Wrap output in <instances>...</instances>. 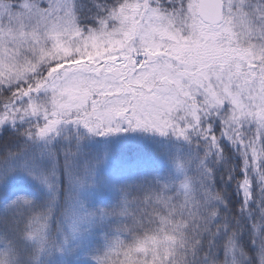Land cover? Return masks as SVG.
Instances as JSON below:
<instances>
[{
	"label": "snow or ice",
	"instance_id": "snow-or-ice-1",
	"mask_svg": "<svg viewBox=\"0 0 264 264\" xmlns=\"http://www.w3.org/2000/svg\"><path fill=\"white\" fill-rule=\"evenodd\" d=\"M0 208V264H264V0H0Z\"/></svg>",
	"mask_w": 264,
	"mask_h": 264
},
{
	"label": "trees",
	"instance_id": "trees-1",
	"mask_svg": "<svg viewBox=\"0 0 264 264\" xmlns=\"http://www.w3.org/2000/svg\"><path fill=\"white\" fill-rule=\"evenodd\" d=\"M7 137H5V144L7 143ZM119 164V161L117 162V165ZM111 174V172H106L105 175H109ZM15 186H20V187H28L27 183L25 181H23L22 179H17L14 182ZM219 190V189H218ZM104 203L106 204L107 201H104ZM6 211V209L0 208V212Z\"/></svg>",
	"mask_w": 264,
	"mask_h": 264
},
{
	"label": "rangeland",
	"instance_id": "rangeland-1",
	"mask_svg": "<svg viewBox=\"0 0 264 264\" xmlns=\"http://www.w3.org/2000/svg\"><path fill=\"white\" fill-rule=\"evenodd\" d=\"M117 159V162L119 161V157L116 158Z\"/></svg>",
	"mask_w": 264,
	"mask_h": 264
}]
</instances>
